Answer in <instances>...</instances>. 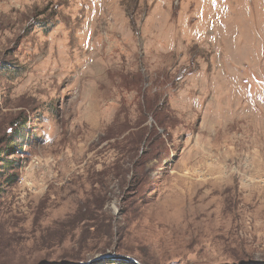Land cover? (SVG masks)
I'll list each match as a JSON object with an SVG mask.
<instances>
[{
	"label": "rangeland",
	"instance_id": "1",
	"mask_svg": "<svg viewBox=\"0 0 264 264\" xmlns=\"http://www.w3.org/2000/svg\"><path fill=\"white\" fill-rule=\"evenodd\" d=\"M0 174V264H264V0H0Z\"/></svg>",
	"mask_w": 264,
	"mask_h": 264
},
{
	"label": "water",
	"instance_id": "2",
	"mask_svg": "<svg viewBox=\"0 0 264 264\" xmlns=\"http://www.w3.org/2000/svg\"><path fill=\"white\" fill-rule=\"evenodd\" d=\"M108 255H98L90 260H88L87 262H83V263H80V264H94L96 261L100 260V259H103V258H106ZM134 264H138L136 261L132 260Z\"/></svg>",
	"mask_w": 264,
	"mask_h": 264
},
{
	"label": "trees",
	"instance_id": "3",
	"mask_svg": "<svg viewBox=\"0 0 264 264\" xmlns=\"http://www.w3.org/2000/svg\"><path fill=\"white\" fill-rule=\"evenodd\" d=\"M155 126H161V124H158V125L156 124ZM137 143H138V144H142L141 139H139ZM137 146H138V145H137ZM0 175H1V174H0Z\"/></svg>",
	"mask_w": 264,
	"mask_h": 264
}]
</instances>
